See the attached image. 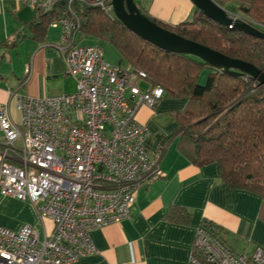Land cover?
<instances>
[{
	"label": "built area",
	"instance_id": "obj_1",
	"mask_svg": "<svg viewBox=\"0 0 264 264\" xmlns=\"http://www.w3.org/2000/svg\"><path fill=\"white\" fill-rule=\"evenodd\" d=\"M14 1L35 15L64 5L50 26L62 29L61 53L75 90L41 98L14 94L18 126L0 106L5 145L0 151V194L29 202L40 220L52 222L43 238L33 225L16 231L0 226V264H74L96 252L90 233L128 219L138 191L162 176L164 146L149 152V132L135 116L142 106H155L164 92L152 87L144 72L110 65L98 44L78 42L80 22L73 5H93L115 18L111 0ZM144 1L134 0L138 8ZM16 143L17 162L11 163L8 154ZM191 261L264 264V250L234 253L200 225Z\"/></svg>",
	"mask_w": 264,
	"mask_h": 264
},
{
	"label": "crops",
	"instance_id": "obj_2",
	"mask_svg": "<svg viewBox=\"0 0 264 264\" xmlns=\"http://www.w3.org/2000/svg\"><path fill=\"white\" fill-rule=\"evenodd\" d=\"M170 1L145 0L143 9L152 17H159L162 3L169 5ZM222 8L239 16L233 3ZM193 11L191 1L182 0L172 8V19L179 18L166 23L190 21ZM33 16L32 11L14 0H0V106L7 109L17 126L20 113L14 94L41 98L75 90V81L67 75L63 62L61 27L48 26L42 39L34 38L33 30L25 26ZM21 31L25 35L21 41L12 47L2 46ZM186 107L187 99L164 96L155 106L138 110L135 121L149 132V152L164 146L159 162L162 176L138 191L128 219L92 231L90 237L96 252L74 264H195L191 261L195 231L203 222L220 227L223 243L234 253L250 255L256 247L264 250L259 196L228 188L217 164L191 163L177 148L178 135L169 139L178 127L173 114ZM15 146L14 152L8 154L11 163L17 162L20 144ZM4 148L0 132V151ZM176 208L182 210V216L174 212L178 211ZM184 211L190 213L186 221ZM38 219L29 202L0 194L1 227L16 231L24 225H36L43 238L50 233L52 222Z\"/></svg>",
	"mask_w": 264,
	"mask_h": 264
},
{
	"label": "trees",
	"instance_id": "obj_3",
	"mask_svg": "<svg viewBox=\"0 0 264 264\" xmlns=\"http://www.w3.org/2000/svg\"><path fill=\"white\" fill-rule=\"evenodd\" d=\"M212 1L220 7L235 4L238 17L264 33V0ZM63 7L59 3L46 13H38L26 23V28L33 30L34 38L42 39ZM73 9L80 22L79 43L103 41L113 45L121 57L119 64L127 65L133 72H144L152 87L163 90V97L187 99V107L173 114L178 127L169 139L178 135L177 148L191 163L217 164L228 188L257 194L264 224V88L237 70L224 72L196 57L165 52L136 36L116 17L109 18L99 7L74 4ZM139 9L172 33L264 71V39L220 26L195 8L190 21L177 24L157 20L146 15L143 7ZM24 36L21 31L1 44L12 47ZM204 70L208 71L206 80L199 84ZM177 210L174 212L181 215L182 210ZM184 212L186 221L190 213ZM201 225L222 241L220 227L211 222Z\"/></svg>",
	"mask_w": 264,
	"mask_h": 264
},
{
	"label": "water",
	"instance_id": "obj_4",
	"mask_svg": "<svg viewBox=\"0 0 264 264\" xmlns=\"http://www.w3.org/2000/svg\"><path fill=\"white\" fill-rule=\"evenodd\" d=\"M190 1L198 12L220 26L236 29L258 39H264L263 32L241 20L238 16L230 15L212 0ZM111 5L116 19L142 40L168 53L196 57L203 63L224 72L237 70L239 73L248 75L264 88V71L254 65L229 58L158 26L141 13L134 0H112Z\"/></svg>",
	"mask_w": 264,
	"mask_h": 264
},
{
	"label": "rangeland",
	"instance_id": "obj_5",
	"mask_svg": "<svg viewBox=\"0 0 264 264\" xmlns=\"http://www.w3.org/2000/svg\"><path fill=\"white\" fill-rule=\"evenodd\" d=\"M182 0H171L169 5H166L165 3H162L161 7H160V13L159 17H155L156 19L166 22V21H173L179 17H175L173 18V14H172V8L175 7V5H178L181 3ZM141 8V7H139ZM146 15L151 16L149 13H147V11L145 9H142ZM172 14V17H171ZM83 36V35H82ZM84 37V36H83ZM83 45H87V44H93V43H89V41H86L85 43H82ZM94 44H98V46L102 49L103 54H104V58L106 59V61L110 64V65H117L120 63V55L117 51V49L111 45L108 44L106 42L100 41L98 43H94ZM208 71L204 70L203 73L201 74V76L198 79V83L199 84H204L206 77H207ZM145 83H141V86L143 88V86L145 87V85H143ZM39 220V219H38ZM30 225V224H28ZM36 226V225H33ZM10 230V229H9Z\"/></svg>",
	"mask_w": 264,
	"mask_h": 264
},
{
	"label": "bare ground",
	"instance_id": "obj_6",
	"mask_svg": "<svg viewBox=\"0 0 264 264\" xmlns=\"http://www.w3.org/2000/svg\"><path fill=\"white\" fill-rule=\"evenodd\" d=\"M112 1V0H111ZM110 5H111V2H110ZM111 7H112V5H111Z\"/></svg>",
	"mask_w": 264,
	"mask_h": 264
}]
</instances>
